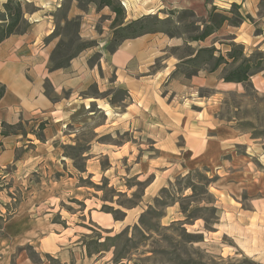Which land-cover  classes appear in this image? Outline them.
Returning a JSON list of instances; mask_svg holds the SVG:
<instances>
[{
	"label": "crops",
	"instance_id": "obj_1",
	"mask_svg": "<svg viewBox=\"0 0 264 264\" xmlns=\"http://www.w3.org/2000/svg\"><path fill=\"white\" fill-rule=\"evenodd\" d=\"M18 1L22 7L32 6L34 9L23 13L26 28L0 43V87H3L0 97V170L8 169L4 171L3 180L21 194L16 210L0 226V264H98L107 257L106 264H109L114 247L107 244V239L133 227L140 228V219L154 209L155 203L161 199V192L172 183V168L200 164L208 145L215 142L211 137H205L201 128L194 129L196 133H192L182 125L185 119L182 113L179 125L169 127L157 123L149 130L151 150L139 160L131 162L129 158L124 161L128 168L133 167L134 172L112 174L110 171L116 165V158L108 157L105 169L100 166L99 156L108 155L104 154L106 149L113 147L99 141L103 136L99 134L101 126L93 129L96 141L86 143V149L82 151L83 169L74 170L72 159L64 151L82 150L79 145L83 127L74 121L83 114L85 102L90 100L85 95L90 86H97L99 93H103L108 84L107 88L111 90L127 92L125 113L128 128L122 132L127 131L135 138L136 72L138 68L146 71L151 64L152 38L145 34L138 38L135 47L119 44L110 54L107 45L115 14L108 7L97 9L96 5L88 4L83 10L79 8V0H72L64 19L59 22L56 14L64 0ZM119 2L126 11L125 22L147 16L154 7L163 5L203 10L201 13L205 15V9L211 11L216 8L217 12L231 18L229 12L235 5L244 20L233 27L225 23V29H230L228 34L233 41L239 42L244 52L259 50L264 53V0H210L209 4L206 0ZM76 18L79 19L80 41H94L95 44L78 52L66 66L52 70L50 58L59 41L58 36L53 37L55 31ZM96 23L101 25L99 29ZM142 48L145 62L137 61V51L141 52ZM95 54L99 59L90 64ZM147 57L150 63H147ZM108 76L112 77L110 82L106 79ZM105 98L100 100H104L105 108H98L104 111L105 117H115L118 115L116 107H111ZM115 131L120 134L121 130ZM223 141L230 151L231 133L226 134ZM241 144L244 153L230 156L231 169L225 171L224 184L219 185V189L217 185L211 189L225 198V215L229 221L225 235L237 237L243 247L241 251L264 264V151L261 157L253 159L248 157L249 146L245 142ZM132 145L130 140L123 142L114 155H123V150L130 155ZM212 161L209 158L207 165H212ZM40 173L46 175L41 178ZM25 174L26 177L28 174L39 175L37 178L40 179L39 186L36 184L28 194L22 191L25 189ZM86 179L91 188L84 184ZM45 184L46 189L41 196L40 186ZM103 184L112 187L117 196L127 197L130 201L134 199L133 203L123 206L116 200L103 197ZM136 186L142 187V191H135ZM10 188L8 193L12 191ZM180 197L185 196L182 193ZM244 199H254L259 205L251 214L252 220L256 221L249 222V227L256 228L253 239L257 242L244 241L245 228L241 222L245 219ZM114 204L118 207L114 208ZM185 212L179 199L175 198L162 207L160 226L183 222ZM115 214L120 215L115 217ZM236 216L238 221L234 222ZM196 221L182 224L183 229L185 227L186 232L193 233L186 226L194 227ZM93 231L107 238L100 236L97 242H92L94 238L90 234ZM195 231L201 233L200 228ZM92 245L99 249L93 252L90 249Z\"/></svg>",
	"mask_w": 264,
	"mask_h": 264
},
{
	"label": "rangeland",
	"instance_id": "obj_2",
	"mask_svg": "<svg viewBox=\"0 0 264 264\" xmlns=\"http://www.w3.org/2000/svg\"><path fill=\"white\" fill-rule=\"evenodd\" d=\"M3 1L5 0H0V23L6 18ZM71 1H63L61 10L56 14L59 22L64 19ZM80 1L87 0H79V8ZM209 2L210 0H206V4ZM116 3L123 8L125 17L124 6L119 0ZM86 7L83 10H86ZM33 9L32 6L22 7L23 13L31 12ZM207 11L205 9V15L201 13L204 12L203 10L163 5V7H154L151 14L136 19L142 24L141 29L137 26L123 29L125 28L123 26L136 20L123 21V25L117 26L115 31L112 29L114 27L112 23L110 24L111 38L107 45L110 54L116 50L111 51L113 42L115 44L120 42L122 47L128 44L135 47L138 38L145 34L149 35L153 42L151 64L147 66L146 71L138 68L136 72L138 81V101L135 104L136 124L134 126L136 135L133 139V134L127 131L122 132L123 129L128 128V118L125 113L128 101L127 92L122 89L111 90L107 88L108 84L106 90L99 93L97 86H90L85 94L90 97V100L85 102L83 114L74 121L76 125L80 124V127H83L82 142L79 145L82 150L64 151L65 155L72 159L73 169L76 171L83 169L82 151L86 149V143L96 141L93 129L101 126L104 128L101 127L99 134L103 136L99 141L111 144L113 147L106 149L104 154L108 155L99 156L100 166L105 169L108 166V157L116 158V165L110 171L112 174L133 171V167L128 168L125 162L129 158L131 162L139 160L144 153L151 150L149 130L157 123L169 127L179 125L182 113L185 117L182 125L189 128L192 133H196L194 129L201 128V132H205V137H211L212 142L215 143L208 145L200 159V164L172 168L170 176L172 183L161 192V199L155 203L154 209L148 211L140 219V228L133 227L107 239V244L114 247L113 257L109 264H261L241 251L243 247L237 237L225 235L228 232L226 226L229 223L226 219L228 216L225 215V198L216 195L211 188L217 185L219 189V185L224 184L225 171L231 169L228 162L230 156L236 154L240 156L244 153L242 142L249 146L248 157L250 158L257 159L264 151V53L259 50H253L251 53L244 52L239 42L233 41V37L228 34L230 29H225V23L210 38L208 36L203 41H193L192 38L201 34L203 25L208 21L210 11L208 14ZM231 19L228 25L237 26L238 20L233 16ZM72 21H77L79 24L78 18L70 22ZM99 27L101 25L96 23V28L99 29ZM25 28L26 24L23 20L18 24L16 31L19 33ZM78 28L76 24L69 23L56 29L53 37L58 36V44L61 40L60 44L63 45L59 48L61 53L55 54L56 60L65 61L71 56L75 57L81 44H86V48L95 44L94 41H80ZM111 40H113L112 45H110ZM236 45L242 47V50L239 49L240 53L242 51V57L260 64L246 83L222 80V76L233 68L230 64L231 59H228L227 55L236 48ZM211 47L214 49L212 59L207 53H201L193 58L199 49ZM144 56L143 48L141 52L137 51V61L145 62ZM218 56H222L224 61L216 70L211 71ZM98 59L99 55L95 54L90 59V64L96 63ZM147 63H150L149 57H147ZM106 79L110 82L112 77L108 76ZM225 83L231 84L224 85ZM105 96L109 105L116 107L118 115L115 117L113 115L110 118L105 117L104 111L98 108V106L105 108L104 100L100 101ZM115 129H120V134ZM228 133H231L232 137L230 151H228L229 146L223 141ZM129 140L133 144L130 155L127 150L122 152L119 150L123 155H119L120 153L114 155L117 147ZM209 158L213 160L212 165H207ZM4 171L7 172L8 169L0 170V226L14 213L21 197L20 191L10 188V183L6 185V180L2 178L5 175ZM28 175L27 177L26 174L24 175L25 189L22 190L24 194H28L36 188L37 183H40V179L37 178L39 175L43 178L46 174ZM84 184L92 187L87 179ZM45 187L46 184L44 187L40 186L41 196ZM9 188L12 190L11 193H8ZM102 189L103 197L116 200L115 202L120 205L129 206L134 201L133 199L131 202L124 196H117L108 184L106 186L103 184ZM135 191L141 192L142 187L136 186ZM182 193L185 197H180ZM175 198L179 199L181 209L186 211L183 213L184 221L162 227L159 224L162 207L172 203ZM255 202L254 199H244L242 202L245 219L241 222L245 228V242H257L253 239L256 228L249 227V222L256 221L252 220L251 215L253 210L259 206ZM113 207L118 206L114 204ZM104 209L109 211L108 208ZM119 215L114 216L119 217ZM195 219L198 221L195 222L194 227L186 226L189 232L193 233L186 232L182 224L192 223ZM235 221H238L237 216L234 218ZM199 228L201 233H195V230ZM100 236L101 238L106 237L97 231L90 234V237L94 238L92 242H97ZM260 241L263 242V240ZM90 249L94 252L99 248L92 245ZM106 259L108 257L98 264H106Z\"/></svg>",
	"mask_w": 264,
	"mask_h": 264
},
{
	"label": "trees",
	"instance_id": "obj_3",
	"mask_svg": "<svg viewBox=\"0 0 264 264\" xmlns=\"http://www.w3.org/2000/svg\"><path fill=\"white\" fill-rule=\"evenodd\" d=\"M117 0H87L85 2H81L80 8H85L88 4H94L96 5L97 9H101L103 7H108L112 11V13L115 14V18L112 22V29L115 31L117 29L116 27L123 25L124 21V10L121 6H119L116 3ZM237 6L233 5L230 12L231 17L233 16L235 19L238 20V24L244 20V18L238 13ZM5 19H3V22L0 23V43L4 41L6 38H8L10 35L17 33V26L18 24L23 21V10L21 3L18 0H6V2L3 4ZM246 19H249L246 17ZM231 18L223 15L220 12H217L216 8H212L208 15V21L205 22L203 25V29L200 35L195 36L192 38L193 41H203L208 36L212 35L214 32H216L220 27L223 26L224 23L231 22ZM76 24V27L78 28L79 24L77 21L72 22H66L65 25L68 24ZM119 23V24H118ZM139 24V25H138ZM131 26H137L139 29H141L143 26L139 22L134 21L131 23H128L126 26H123L127 28H131ZM77 35V33H76ZM113 40L110 41V45H112ZM61 43V40H60ZM59 43V44H60ZM114 45H112L111 51H114L120 42L116 43L113 42ZM57 45L54 52L51 55L50 58V67L52 70L62 68L67 65L68 61L73 57L67 58L65 61H59L55 59V54L61 53L59 48L63 45ZM86 44H81L80 49L86 48ZM236 48L234 50H231L227 57L228 59H231V63L233 65V68L227 73L222 76V80L224 82H234V83H246L249 81V78L257 71V67L260 65L259 62L253 63L250 59H246L242 57V51L240 53V50H242V47L240 45H236ZM240 49V50H239ZM213 51L214 49L211 48H201L196 52V55L193 57H197L201 53H207L209 54L210 59L213 57ZM224 61V58L222 56H218L213 68L211 71L216 70L220 64ZM254 69V70H253ZM3 93V87H0V97Z\"/></svg>",
	"mask_w": 264,
	"mask_h": 264
}]
</instances>
